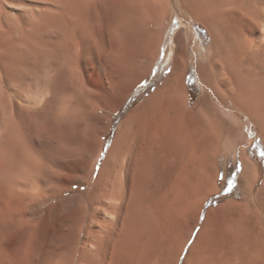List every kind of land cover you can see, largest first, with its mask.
Here are the masks:
<instances>
[{
	"label": "bare ground",
	"instance_id": "6f19581e",
	"mask_svg": "<svg viewBox=\"0 0 264 264\" xmlns=\"http://www.w3.org/2000/svg\"><path fill=\"white\" fill-rule=\"evenodd\" d=\"M47 1L55 8L41 13V20L38 19L40 22L23 19L22 29L20 25L18 26L20 29L18 27L14 29L10 25L7 32H4L5 39H0L3 52L19 45L25 47L20 54L3 53L0 56V94H3V97H0V241L5 237H12L16 242V257L12 262L7 261L6 264H114L113 261L117 260L120 248L122 249L123 246L125 248V245L130 242L129 231L135 225H139L143 219L145 200L150 193H153L154 185H158L156 181L158 177L156 179L154 177L157 163L172 156L170 151H162L156 143V138L161 135L170 137L172 139L170 145L181 146L184 152L188 153L186 163L189 166L195 164L193 166H197L198 173L205 178L208 171L214 169L212 159L221 149L223 137L204 134L199 136L201 127L199 118L206 116L210 110H214L213 112L218 110L206 95L198 99L194 110L187 108L190 105L184 86V46L182 38L177 37L174 65L170 76L142 108L123 122L104 162L102 173L94 180L90 193L87 196L73 195L59 200L56 205L59 208L58 212L51 218V222L44 221L45 226L38 232L36 222L31 219L38 214L39 210L37 211L35 207L44 205L58 195L71 190L76 183L64 176L79 172L78 183L80 184L91 182L93 176V168L86 170L84 164H77L63 154L64 145L67 143L66 136L71 126L69 118L75 112L73 109L75 107L69 100V90H73L79 83L80 73L78 69L65 71L60 62L66 60V64L75 63L78 53L70 45L78 43L77 38L85 32L82 20L92 17L97 20V23L105 21L106 27L120 41L124 42L125 39L128 45L131 43L134 45L133 43L136 42L134 46H139L138 48L146 46L142 45V42H146L145 44L156 48L164 19L162 11L166 5V2L164 4L160 0H154L156 3L152 2L153 0ZM110 2L113 5V11L104 14L99 3ZM182 2L190 8V11H196L191 1L182 0ZM227 2V4L219 5L220 7L227 5V9L218 13H222L224 36L218 33L217 25H213L212 22L218 19L216 10L210 9L211 11H206L208 13L195 12L194 14L197 19L207 22L206 24H209L210 30L213 31L211 46L214 56L210 58L209 64L199 65V72L217 96H223L222 90L220 91L222 87L230 88L228 99L242 111L247 112L253 120L255 119L264 131V124H262L264 122V64H262L263 71L257 73V76H260L257 78L258 86L252 87L249 78L257 69L255 68L252 72L247 71V67L251 69L253 65L249 66L250 61H247L249 55H251V61V58L258 53L264 56V33L256 36L259 31L257 23L261 21L264 25V0H229ZM14 4H17L16 0ZM197 4L195 3L198 8L200 4ZM91 5L95 6L93 11ZM134 9L148 12L149 16L148 14L138 16L136 20L139 22L136 21V23L132 20ZM151 23L154 24L152 28L149 26ZM51 26L59 27L68 38L73 37V42L63 47V39L53 41L48 31ZM0 35L2 38V34ZM7 37L10 38V47L2 42ZM138 42L141 47L137 44ZM254 45L257 49L251 53ZM62 48H67L64 53L68 55L60 53ZM90 52L92 54V51ZM54 57H57L60 62L58 63L57 59L54 61ZM101 57L97 55V52H93L96 77L99 80L94 81L93 84L98 90L101 88L105 91L107 75ZM246 80L250 84H247ZM11 91L16 96H20L22 101L15 100ZM108 103L110 104V101ZM115 105L109 108L114 109ZM172 108L180 116L179 125L175 124L176 120L173 122L169 118ZM234 132L232 130L230 139L238 144ZM99 146L96 161L100 157L102 143ZM42 159L48 161L56 159L61 170L56 171L48 164H43ZM244 163L245 169L250 171L252 169L250 161L245 158ZM246 180L248 179L244 174L242 181ZM41 183H43L41 187L43 192L39 194L31 193V191L19 192L20 185L24 188L34 186L37 189ZM156 190L157 188L154 189ZM214 191L213 187L211 192ZM105 210L112 212V219H99ZM209 213L212 214L211 211ZM2 259L4 262L7 260L3 257ZM216 260L217 253L215 254L214 251L195 264H215Z\"/></svg>",
	"mask_w": 264,
	"mask_h": 264
},
{
	"label": "rangeland",
	"instance_id": "374dc122",
	"mask_svg": "<svg viewBox=\"0 0 264 264\" xmlns=\"http://www.w3.org/2000/svg\"><path fill=\"white\" fill-rule=\"evenodd\" d=\"M46 1L20 0L19 2L16 0L17 4H14L15 0H0V28L2 27L0 29L2 38L0 35V39H5L4 32H7L10 25L14 29H17L16 27L19 25L20 28H23V19L35 23L40 22L41 13L43 14L47 9L55 8L52 3ZM160 1H163L164 4L166 2V5L164 12L162 11L164 19L162 18L160 42L158 41L156 48L142 41V45H146L142 46L143 49L134 46L136 42L133 43L134 45L131 42L128 45L126 44L127 40L120 41L106 27L105 21L97 23V20L92 19V17L91 19H81L84 33L87 36L83 33L80 38H77L78 40L75 38L78 43H74V45H70L74 38H68L59 27L51 26L48 28L53 41L63 39V47L70 45L78 53L75 63L71 64L69 62L66 64V60L60 62L57 57L53 58L54 61L57 59L58 63L63 65L65 71L78 69V73H80L79 83L73 90H69V100L75 107L73 108L75 112L69 118L71 126L66 136L67 143L64 145L63 154L77 164H84L86 170L93 168V176L91 182L80 184L78 183L80 181L79 172L65 175L66 179L76 182L73 188L58 195L52 201L35 207L39 211L31 219L36 222L37 230L40 232L45 226L44 221L51 222V218L58 212L59 208L56 205L59 200L73 195L87 196L90 193L94 180L102 173L104 162L116 141L123 122L135 111L137 112L138 109L142 108L144 103L164 85L170 76L174 65L176 40L180 36L184 46V86L190 105L187 108L194 110L198 99L202 95L208 96L218 111L210 110L206 116L199 118L201 124L199 136H203L201 134L213 135V137L221 135L223 145L213 156L212 165L214 166L212 167L214 169L209 170L205 178H202L198 173L197 166H193L195 164H192V167L186 163L188 153L184 152L185 150L181 146L172 147L170 145L172 139L166 138L164 135L156 138V143L162 151H170L172 156L157 163L154 177L155 179L158 177L156 179L158 185H154L153 193H150L145 200L143 219L139 225L131 228L129 231L130 242L125 245V248L124 246L122 249L120 248L117 260L112 261L115 262L114 264H173V262L174 264H187L188 262V264H195L205 255H210L215 251V254L217 253L215 264H264V156L261 155L264 153V131L261 130L255 119L253 120L247 112L242 111L233 101L228 99L230 88L222 87L220 91L222 90L221 94L224 97L222 95L217 96L211 86L202 79L199 72V65L209 64L210 58L214 56L211 46L213 31L210 30L207 22L197 19L194 14L195 12H209L211 10H216L218 14L227 9V5L223 7L219 5L227 4L229 0H189L194 4L195 12L190 11V8H187L182 0ZM195 3L200 4H197L198 8ZM99 5L101 11L104 10V14L113 11L111 2L99 3ZM202 7L203 9H201ZM93 8L95 6L91 7L92 11ZM132 13V20L135 22H139L136 20L138 16L146 14L149 16L148 12H140L136 9ZM217 17L216 21H214L215 19L212 20L213 25L216 24L218 33L224 36L222 13L218 14ZM151 24L149 26L154 27V24ZM257 25L259 31L256 36H261L264 33V25L261 21ZM20 28L18 27V29ZM5 35L7 36V34ZM7 38L2 42L10 47V38ZM139 45L141 47V44ZM18 47L8 49L6 52H3L2 47H0V56L3 53L17 55L25 50V47L20 45ZM256 49L257 46L254 45L251 53ZM64 51H67V48H62L60 53L68 55ZM93 52L102 56L100 59L103 67L105 65L104 69L107 75L104 85L105 91L101 88L98 90L93 84L94 81H99L96 77ZM250 56L247 61H250L249 66L253 64L252 70L250 67H246L247 71L250 72L254 71L255 68L257 69L249 77L252 87H255V85L258 86L257 78L260 77L257 76V73L263 71L264 56L258 53L251 58L253 62L250 60ZM217 59L219 60V58ZM253 66L255 67L252 68ZM84 74L86 75L84 76ZM188 80L191 82V87L188 86ZM246 82L250 84L248 80ZM11 92L15 100L22 101L20 96H16L13 91ZM0 97H3V94H0ZM113 104H116L114 109L109 108L114 106ZM170 110H172L169 113L170 120L173 122L176 120L175 124L179 125V114L173 108ZM230 129L235 131L238 144L233 143L230 139L232 132ZM107 138H109V142H107ZM101 143L102 150L99 159L96 161ZM170 152L168 153L170 154ZM245 158L250 161L252 166L250 171L245 169ZM42 163L48 164L56 171L61 170L56 159L51 161L42 159ZM244 174L248 179L246 181H242ZM234 180L237 184L233 185L232 183L231 190L225 191L229 182ZM41 187H43V183L37 189L34 186L24 188L21 185L18 189L21 193L31 191V193L39 194L43 192ZM213 187L215 191L212 193ZM155 188H157L156 191H154ZM112 218V212L105 210L99 219L110 220ZM13 239L12 237H5L0 241V259L2 257L7 258L5 262L4 259L0 260V264H6L7 261L12 262L16 257L17 246ZM190 259L191 261H188Z\"/></svg>",
	"mask_w": 264,
	"mask_h": 264
},
{
	"label": "snow or ice",
	"instance_id": "6c2138e0",
	"mask_svg": "<svg viewBox=\"0 0 264 264\" xmlns=\"http://www.w3.org/2000/svg\"><path fill=\"white\" fill-rule=\"evenodd\" d=\"M261 155L264 156V153H261ZM231 187H232V182L230 181L229 182V186H228V188L225 189V191H230L231 190Z\"/></svg>",
	"mask_w": 264,
	"mask_h": 264
},
{
	"label": "trees",
	"instance_id": "16d2710c",
	"mask_svg": "<svg viewBox=\"0 0 264 264\" xmlns=\"http://www.w3.org/2000/svg\"><path fill=\"white\" fill-rule=\"evenodd\" d=\"M188 86L191 87V82H189V80H188ZM107 139H108L107 142H109V138H107ZM232 183H233V185H236L237 184L235 180Z\"/></svg>",
	"mask_w": 264,
	"mask_h": 264
}]
</instances>
